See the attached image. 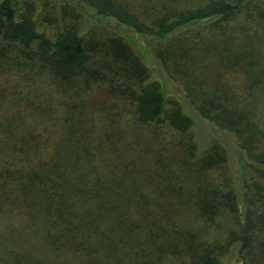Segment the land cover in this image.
Here are the masks:
<instances>
[{
    "label": "trees",
    "instance_id": "1",
    "mask_svg": "<svg viewBox=\"0 0 264 264\" xmlns=\"http://www.w3.org/2000/svg\"><path fill=\"white\" fill-rule=\"evenodd\" d=\"M134 1L67 4L139 36L144 56L174 79L170 64L191 68L196 56L168 49L170 37L233 20L255 0ZM234 57L228 69L243 73L240 88L204 72L199 105L188 102L210 139L164 140L146 130L188 135L194 121L182 106L166 110L163 89L152 81L131 92L133 119L101 98L83 100L91 84L79 32L52 41L29 17L17 19L15 0H0V264H227L233 252L241 264H264V49ZM211 139L209 152L198 150ZM230 140L245 176L219 171L213 180Z\"/></svg>",
    "mask_w": 264,
    "mask_h": 264
},
{
    "label": "rangeland",
    "instance_id": "2",
    "mask_svg": "<svg viewBox=\"0 0 264 264\" xmlns=\"http://www.w3.org/2000/svg\"><path fill=\"white\" fill-rule=\"evenodd\" d=\"M15 1L17 19L29 17L35 23L37 31L52 41L68 30L79 32L83 37L89 54L88 61L84 65L87 75L83 79L88 78L91 84V89L88 91V95L83 96V100L97 101L101 98V102L109 104V108L114 113H118L122 118L133 119L134 101H128L127 97L131 92L139 90L142 85L153 81L151 84L165 91L166 110L178 105L182 106L183 110L193 118L194 129L188 135L177 136H171L166 127H163L162 130L159 128L146 130L148 133L156 131L160 134V139L164 140H166L165 138H175L177 141L178 136L180 139H186L189 135L196 136V142L200 145L205 143L206 139L209 140L210 124L198 114L193 105L188 104L189 102L199 105L201 101V91L206 90L202 74L204 72L216 73L220 78L222 74L226 75L229 82L240 88L244 81L243 73L237 72L236 67L228 69L229 59L250 49H264V0L248 3L233 20L210 27L215 32L214 37L209 32L211 29L202 25L183 28L170 37L167 42L172 43L167 47L168 49L176 50L179 55L181 49H190L196 56L191 68L179 67L178 69L174 62L170 64L169 69L173 73L174 79H170L166 75L159 62L150 53L146 57L144 56L145 52L141 51L143 47L140 48L141 39L139 36L129 34L130 32H128L129 36L115 32V29L107 28L99 21L91 20L79 13L72 5L67 4V0L62 3L59 0ZM26 1L33 4V10L30 12L25 7ZM193 1L185 0L181 4L190 6ZM198 1L196 0L194 3ZM154 5L156 4L149 6ZM126 42L132 49L131 53ZM4 47L8 51H13L11 46L4 45ZM140 57L148 70L143 69L142 71L140 62L137 60ZM211 67L214 69H210ZM190 80H194L195 84L191 85L188 82ZM79 83L81 84V81ZM61 96L72 101L76 100L74 97H69L68 93L59 95V97ZM212 144L213 140L211 139L210 143L205 145L206 147L203 146L202 150L200 148L198 150L206 149L209 152ZM224 145L227 149V163L218 164L217 168L211 169L212 178L213 180L222 179L218 174L221 171L224 175L230 176L231 180H239L240 176H245L240 165V154L234 147V141L230 140ZM197 157L202 156L197 153ZM241 262L242 260H239L236 253L233 252L227 264H241Z\"/></svg>",
    "mask_w": 264,
    "mask_h": 264
}]
</instances>
